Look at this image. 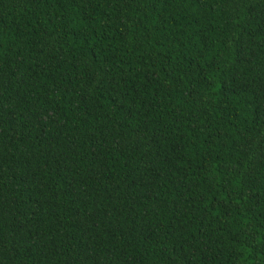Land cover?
Here are the masks:
<instances>
[{
    "label": "trees",
    "instance_id": "obj_1",
    "mask_svg": "<svg viewBox=\"0 0 264 264\" xmlns=\"http://www.w3.org/2000/svg\"><path fill=\"white\" fill-rule=\"evenodd\" d=\"M0 264H264V0H0Z\"/></svg>",
    "mask_w": 264,
    "mask_h": 264
}]
</instances>
